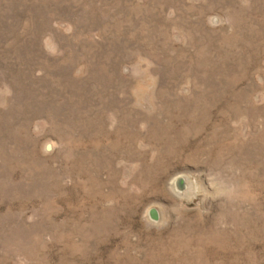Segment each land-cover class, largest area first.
I'll return each instance as SVG.
<instances>
[{"label":"rangeland","instance_id":"rangeland-1","mask_svg":"<svg viewBox=\"0 0 264 264\" xmlns=\"http://www.w3.org/2000/svg\"><path fill=\"white\" fill-rule=\"evenodd\" d=\"M0 264H264V0H0Z\"/></svg>","mask_w":264,"mask_h":264}]
</instances>
